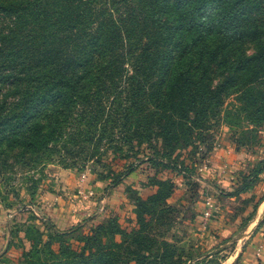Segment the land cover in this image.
<instances>
[{"label": "trees", "instance_id": "obj_1", "mask_svg": "<svg viewBox=\"0 0 264 264\" xmlns=\"http://www.w3.org/2000/svg\"><path fill=\"white\" fill-rule=\"evenodd\" d=\"M231 97L264 124V0H0V176L83 149L97 135L116 152L161 142L170 157L209 130ZM162 186L138 205L134 234L110 220L81 239L94 249L123 234L140 240L138 249L83 256L52 224L47 236L30 226L26 264H42L47 253L50 264H173L174 251L161 243L163 252L152 253L146 235L159 221L149 207L165 208L173 188Z\"/></svg>", "mask_w": 264, "mask_h": 264}, {"label": "rangeland", "instance_id": "obj_2", "mask_svg": "<svg viewBox=\"0 0 264 264\" xmlns=\"http://www.w3.org/2000/svg\"><path fill=\"white\" fill-rule=\"evenodd\" d=\"M214 77L216 81L221 78ZM236 105L233 97L229 98L221 117L210 121V129L193 133L192 144L179 147L170 157H162L161 142L154 147L135 143L133 148L124 146L116 152L105 139L96 143L97 135L83 149L71 146L73 152L61 157L53 154L30 170L17 166L19 171L1 175L0 225L9 230L12 250L6 253L5 263L26 264L30 226L47 236L52 224L66 233L75 252L83 256L108 248L122 255L125 249H138L141 241L131 243L123 234L101 238L94 249L89 246L92 243L84 248L81 239L92 236L94 228L110 220L125 234H134L140 229L138 205L166 182L173 188L163 203L165 208L149 207L159 217L146 230L149 239H154L152 253L163 252L161 243H166L174 251L173 264H264V223L256 231L264 220V212H260L264 207V171L257 176L253 173L264 159V124H253ZM148 159L169 166H157ZM129 169L132 171L124 176ZM117 176L122 177L120 184L112 186ZM244 185L246 191L230 196ZM59 208H70L69 214ZM55 211L62 212L56 220L51 218ZM68 217L73 221L68 222ZM246 229L242 240L214 257H204ZM119 244L121 248L115 246ZM58 249L56 245L54 250ZM51 259L47 253L41 263L50 264Z\"/></svg>", "mask_w": 264, "mask_h": 264}, {"label": "crops", "instance_id": "obj_3", "mask_svg": "<svg viewBox=\"0 0 264 264\" xmlns=\"http://www.w3.org/2000/svg\"><path fill=\"white\" fill-rule=\"evenodd\" d=\"M59 210H61L63 212V214H64L65 210H67L68 211V214H69L70 208H68V209H60L59 208ZM62 212L59 213L58 211H55V215H52L54 217H51V218H55L54 220H56L57 218L60 217V215L62 214ZM69 217H70V215H69ZM70 221L72 222L73 219L69 218L68 219V222H70ZM57 228L60 229V227H58V226H57ZM0 233L2 235V236L0 235L1 236L0 237V264H6L5 263V261H6L5 260L6 259V253H8L9 250H10V247L8 248V246H9V239H10V233H9V230L6 231L5 228L3 226H1V225H0ZM25 245L29 249L30 243H25ZM10 251H12V250H10Z\"/></svg>", "mask_w": 264, "mask_h": 264}, {"label": "water", "instance_id": "obj_4", "mask_svg": "<svg viewBox=\"0 0 264 264\" xmlns=\"http://www.w3.org/2000/svg\"><path fill=\"white\" fill-rule=\"evenodd\" d=\"M246 231L247 229L240 233L239 236L236 238V239H233L231 242L227 243L226 245H224L223 247L219 248V249H216L215 251L211 252V253H208L207 255H205L204 257H208V258H211V257H214L220 253H222L227 247H229L231 244L235 243L236 241H240L242 240L245 236H246ZM192 264V263H190Z\"/></svg>", "mask_w": 264, "mask_h": 264}, {"label": "bare ground", "instance_id": "obj_5", "mask_svg": "<svg viewBox=\"0 0 264 264\" xmlns=\"http://www.w3.org/2000/svg\"><path fill=\"white\" fill-rule=\"evenodd\" d=\"M260 212L263 213L264 212V207L260 208Z\"/></svg>", "mask_w": 264, "mask_h": 264}]
</instances>
